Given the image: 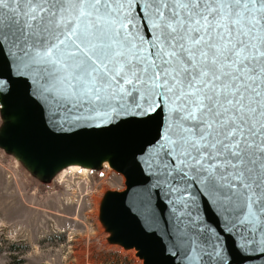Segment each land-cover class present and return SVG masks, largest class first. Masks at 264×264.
I'll use <instances>...</instances> for the list:
<instances>
[{"label":"snow or ice","instance_id":"snow-or-ice-1","mask_svg":"<svg viewBox=\"0 0 264 264\" xmlns=\"http://www.w3.org/2000/svg\"><path fill=\"white\" fill-rule=\"evenodd\" d=\"M9 0H0V9ZM0 52L16 49L69 103L167 108L180 165L225 199L264 211V0H10ZM113 101H118L113 105ZM187 173H185L186 175Z\"/></svg>","mask_w":264,"mask_h":264},{"label":"water","instance_id":"water-1","mask_svg":"<svg viewBox=\"0 0 264 264\" xmlns=\"http://www.w3.org/2000/svg\"><path fill=\"white\" fill-rule=\"evenodd\" d=\"M11 7L9 0L0 10ZM131 15L136 27L130 31L147 47L156 29L145 19L142 0L132 5ZM0 86V112L12 127L8 142L41 162L43 176L49 167L62 165L39 154L81 155L98 148L113 155L109 166L124 176L126 190L109 198L105 214L117 227L118 240L143 264H264V211L225 199L179 164L168 143L167 108L145 113L115 107L106 115L100 107L69 103L67 84L46 79L42 65L7 45L0 52ZM3 102L10 107L21 102L24 130ZM97 162L103 161H94L91 169Z\"/></svg>","mask_w":264,"mask_h":264},{"label":"rangeland","instance_id":"rangeland-1","mask_svg":"<svg viewBox=\"0 0 264 264\" xmlns=\"http://www.w3.org/2000/svg\"><path fill=\"white\" fill-rule=\"evenodd\" d=\"M11 129L0 112V264H143L105 214L124 176L104 162L85 178H63L66 164L43 176L41 162L9 144Z\"/></svg>","mask_w":264,"mask_h":264},{"label":"bare ground","instance_id":"bare-ground-1","mask_svg":"<svg viewBox=\"0 0 264 264\" xmlns=\"http://www.w3.org/2000/svg\"><path fill=\"white\" fill-rule=\"evenodd\" d=\"M0 95L1 97L4 95V90L0 86ZM17 106L10 107L8 103L3 102L2 108L9 107L10 109V119L13 121H16V123L20 124L21 130H24L26 127V110L22 106L21 102H18L16 104ZM19 144V143H18ZM20 149L25 153L31 155L29 150L19 144ZM33 155V154H32ZM37 156L43 157L47 161H52L55 163L57 167H60L61 165H67V169L69 171H66L63 178L67 175H75L77 173L81 174V177L85 178L87 177L88 173L90 172L91 165L96 160H101L104 163H110V159L113 157V155L110 154H104L100 149L95 148L93 151H90L86 154L81 155H69V156H46L43 154H39ZM87 180V179H86ZM262 256L264 257V248L262 250Z\"/></svg>","mask_w":264,"mask_h":264}]
</instances>
